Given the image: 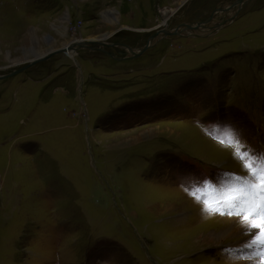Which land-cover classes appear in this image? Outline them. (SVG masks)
I'll list each match as a JSON object with an SVG mask.
<instances>
[{
    "label": "rangeland",
    "instance_id": "rangeland-1",
    "mask_svg": "<svg viewBox=\"0 0 264 264\" xmlns=\"http://www.w3.org/2000/svg\"><path fill=\"white\" fill-rule=\"evenodd\" d=\"M62 1L0 0V99L10 78L64 87L70 117L64 130L71 134L54 139L52 148L40 140L7 148V160L0 151V264L251 260L253 254L233 246L235 238L202 243L197 237L191 246L187 239L206 216L261 220L264 214L246 205L250 193L264 203L250 187L264 171V0H245L240 9L233 8L236 0H123L133 17L94 36L110 44L111 56L84 48L75 57L56 51L87 38L81 23L67 22L64 35L54 17L36 26ZM215 10L208 29L162 35L127 59V46L138 51L153 33L195 26ZM86 59L90 71L82 67ZM88 88L111 95L89 119L77 100L92 104ZM174 88L190 102L178 100ZM187 200L197 210L186 223H170L158 207Z\"/></svg>",
    "mask_w": 264,
    "mask_h": 264
},
{
    "label": "crops",
    "instance_id": "crops-1",
    "mask_svg": "<svg viewBox=\"0 0 264 264\" xmlns=\"http://www.w3.org/2000/svg\"><path fill=\"white\" fill-rule=\"evenodd\" d=\"M122 2L123 0H64L57 10L51 9L39 15L40 24L38 22L36 26L49 25L50 19L54 17L51 21L58 27L56 31L64 35L69 32L67 22H72L73 19L81 23L80 32L87 37L81 40L94 39V36H98L102 31L114 32L113 23L133 17L132 8L124 13ZM101 27L103 30H98ZM38 32L39 30L35 29V33ZM90 64L91 61L86 59L82 67L90 71ZM43 79L10 78L5 84L0 99V151L5 154L6 160L7 148H18L20 144L31 140H40L46 148H52L54 139L71 137V134L64 130L70 119L66 110L69 90L59 86L49 90V87L46 88L48 80ZM96 91L99 89L88 88V96L93 101L91 105L88 99L77 95V100L88 110L85 111L88 119L91 118V112L96 116L98 106H104L106 98L110 100L111 97L106 93L95 95ZM96 97L98 100L94 102ZM72 136H75V131H72Z\"/></svg>",
    "mask_w": 264,
    "mask_h": 264
},
{
    "label": "bare ground",
    "instance_id": "bare-ground-1",
    "mask_svg": "<svg viewBox=\"0 0 264 264\" xmlns=\"http://www.w3.org/2000/svg\"><path fill=\"white\" fill-rule=\"evenodd\" d=\"M242 5H240V6H242ZM234 7L236 9H238L237 4L235 6H233V8ZM223 10H224V8H223ZM223 10H219V11H223ZM216 12H215V16H216ZM215 16H214V19H215ZM214 19L209 23L203 24V26L200 27V30L208 29L210 27V25L213 23ZM183 26H184V30L182 29ZM183 26H180L179 28H175L173 30H175V31L177 30L178 35H183L184 31H188V30L192 31V29L187 28L186 23H184ZM162 35H165V34L161 33L158 37H160ZM82 41H86V40H80L78 42H73V43H76V45H77L78 43H80ZM153 42L150 44L152 45ZM73 43H71V44H73ZM94 46H96L97 48L100 47L101 49H104L106 52L104 50H99V51H103V52L107 53V55H109V52L106 50L105 46L94 45V44L93 45H85L83 47H79L77 45L74 47V49H70L66 53L69 52L70 55L75 57V54H76V52H74L75 50L77 51L79 49H84V48L90 49L91 47H94ZM67 47L65 46L64 48H61L60 50L66 49ZM93 51H95V50H93ZM134 51L138 52L136 50H134ZM53 52H55V51H53ZM53 52H51V53H53ZM48 54H50V53H48ZM130 56H132L131 52H130V55H128L127 57H130ZM39 58H41V57H39ZM36 59H38V58H36ZM253 198H254V195L252 193H250L249 196L247 197V200H246L247 208L249 209V207L251 205H254L261 210L264 209V203L262 201H260L259 204H256L253 201ZM181 201H183V200H181ZM191 203L192 202L190 200H187L185 202H180V201L172 202V201H170L169 203L160 204L158 207L160 209H162V212L164 214L167 213V214L171 215V217H169L170 223L180 224V223H186V220L188 222L190 213L194 217L193 212L196 211L197 209H196V207H192L193 205H191ZM250 212H251V210H250ZM260 213L262 214V211H260ZM262 216L264 217V214H262ZM205 218H207V219H202L203 221L199 225H197L199 230L201 229V231L196 232L198 234L193 236L191 239L190 238L187 239V243L189 245L191 243L193 244L194 240L197 237L200 238L201 240H203L202 243H206L207 241L210 242V240H212L213 238H217V240H219L217 242H223V240H225V238H235L236 240L234 242H235V244H238V245H233V246H235V247L242 246V248L245 250V252H248L247 254H249V253L253 254V256H251V258H252L251 260L245 261V262H242V261L236 262V264H239V263H241V264H264V256L261 255V252H262L261 248L259 246H250L252 244V239L254 238V236L260 234V229L253 228L251 226L252 222L255 220L248 219L246 221V220L241 219V218H229V217H220V216H212V215L206 216ZM214 221L217 224L213 223ZM237 238H239V240ZM189 248H187L185 250L186 251L194 250V246L189 247Z\"/></svg>",
    "mask_w": 264,
    "mask_h": 264
},
{
    "label": "water",
    "instance_id": "water-1",
    "mask_svg": "<svg viewBox=\"0 0 264 264\" xmlns=\"http://www.w3.org/2000/svg\"><path fill=\"white\" fill-rule=\"evenodd\" d=\"M244 2H245V0H236L234 6L237 4L238 9H240V8H241L240 5H242ZM219 10H223V7L220 8ZM215 12H216V10L213 11L212 14H211L207 19H205V20H203V21L197 23L195 26H193L192 24H186V25H187V28L192 29V30H200V27L203 26V24L209 23V22H211V21L214 19ZM233 19H234V16L231 17V18H228V19H226V20H222V22H220L219 24L215 25L214 28H215V29H220V28L226 26V24H228V23H229L230 21H232ZM177 28H179V27H177ZM161 33L165 34L166 36H168V35H172V34H174V35H178V31H177V30L175 31V30H173V29H172V30H171V29H163V30L157 31V32L153 33V34L150 36V38L148 39V41H147V43L145 44V46H143L138 52H135V51L132 49V47L127 46V48L129 49V51L132 53V56L127 57V59L135 58V57H138V56H140L141 54H143V53L148 49V47L151 46L150 43H152V42H153V41H154V40H155V39H156ZM93 44H94V45H95V44H101V45H103V46H105V47H107L106 45H110V44H107V43H104V42L97 41V40H95V39H90V40L82 41V42L78 43L77 45H78L79 47H83V46H85V45H93ZM77 45H76V43H75V44H70V45H68V47H67L66 49H62V50H59V51H56V52H67V51L70 50V49H74V47L77 46ZM90 49H92V50H104V49H101L100 47L97 48L96 46L91 47ZM104 51H105V50H104ZM105 52H106V51H105ZM54 53H55V52L50 53V54H47V55H45V56H43V57H41V58L35 59V60H33V61H31V62L25 64L23 67L18 68V69H15V70L12 71V73H10L9 75H12V74H15V73L22 72V71L26 70L28 67H30L32 64H34V63H36V62H39V61H42V60H46V59H48V58L51 57V55L54 54ZM109 55L111 56L110 53H109ZM6 76H8V75H6ZM6 76H2V78L6 77ZM0 78H1V77H0Z\"/></svg>",
    "mask_w": 264,
    "mask_h": 264
},
{
    "label": "snow or ice",
    "instance_id": "snow-or-ice-1",
    "mask_svg": "<svg viewBox=\"0 0 264 264\" xmlns=\"http://www.w3.org/2000/svg\"><path fill=\"white\" fill-rule=\"evenodd\" d=\"M174 94L177 95L178 100H182L184 102H190V98H185L179 95L178 88H174ZM248 167L251 168V165H248ZM251 170L253 174H255L256 172L255 168H251ZM250 187L252 189L258 190L259 193H261V198L264 199V171L260 172L258 181L250 184ZM261 211H264V209H262ZM243 219L247 221L249 219V215L244 214ZM251 226L253 228L260 229V234L254 236V238L252 239V244L250 246H259L262 250L261 255L264 256V217H262L261 220L253 221Z\"/></svg>",
    "mask_w": 264,
    "mask_h": 264
}]
</instances>
